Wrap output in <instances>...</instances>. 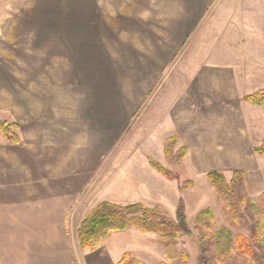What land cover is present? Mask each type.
<instances>
[{
	"label": "crops",
	"instance_id": "1",
	"mask_svg": "<svg viewBox=\"0 0 264 264\" xmlns=\"http://www.w3.org/2000/svg\"><path fill=\"white\" fill-rule=\"evenodd\" d=\"M18 35L24 37L23 46ZM196 38L205 41L202 46L218 47L216 52L206 49L199 67L196 51L185 62ZM18 54L25 55V68L31 71L199 68L171 114L172 136L198 172H243L250 198L264 191V156L253 153L264 141V105L244 101L264 90V0H0V118L9 122L17 107ZM53 141L46 149L31 143L25 147L33 163L41 160L39 165L47 166L42 172H0V264H117L126 252L101 250L110 236L90 251L80 244L75 248L68 238L17 232L49 229L38 224L39 215L49 222L52 214L66 227L75 196L53 167L64 151ZM7 148L12 146L0 136V159L11 163L14 157L1 155ZM34 149L41 150L39 156ZM2 230H10L7 238Z\"/></svg>",
	"mask_w": 264,
	"mask_h": 264
},
{
	"label": "rangeland",
	"instance_id": "2",
	"mask_svg": "<svg viewBox=\"0 0 264 264\" xmlns=\"http://www.w3.org/2000/svg\"><path fill=\"white\" fill-rule=\"evenodd\" d=\"M202 42L205 41L200 38L193 40L185 62L196 51V66L199 67L205 62L203 53L207 54L206 49L211 52L218 49L213 45L202 46ZM17 43L23 46L24 37L18 35ZM24 58L25 55L18 54L15 87L17 107L15 118H12L16 122L0 118V121L18 126L16 134L20 144L1 153L3 158L14 157L15 160L9 163L0 159V172L17 175L42 172V168L47 169V166L41 167V160L33 163L25 147L31 143L46 149L55 140L59 147H64V151L63 157L55 160L57 164L53 167L64 175L65 189L72 191L75 198L67 215L66 227L61 223L62 220L54 219L52 214H49V222L44 221L46 215H42L43 220H40L42 216L39 215L36 217L38 224L42 221L41 225L46 223L49 229L17 230L18 233L32 238H68L78 249L79 224L100 203L108 202L120 207L137 203L148 207L161 206L168 216L174 218L181 199L190 234L179 236L176 250L186 252L189 258L186 264H197L198 240L202 231L195 227L194 219L206 208H210L214 215L213 231L225 227L232 233L233 242L237 236L251 238L243 222L231 225L225 221L226 202L217 200L206 173L198 172L185 158L176 166H168L161 149L163 142L174 135L171 114L178 110L186 91L198 78L201 72L199 68L31 71L25 68ZM11 94H14L13 87ZM179 146L177 142L173 153H176ZM40 153L41 150L34 149L33 154L39 156ZM148 157L160 163L176 178L167 179L152 169ZM261 168L264 174V165ZM230 174L224 175L227 180ZM183 186L184 190L180 192L179 188ZM263 193L250 198L262 212ZM236 214L239 219V214L249 218V211H245L243 206L236 209ZM2 232V237L7 238L10 230ZM254 248L264 255L258 246ZM101 250L126 252L144 264L177 262V259H170L158 245L156 235L132 229L110 235V240L103 241ZM83 259L90 261L89 258Z\"/></svg>",
	"mask_w": 264,
	"mask_h": 264
},
{
	"label": "trees",
	"instance_id": "3",
	"mask_svg": "<svg viewBox=\"0 0 264 264\" xmlns=\"http://www.w3.org/2000/svg\"><path fill=\"white\" fill-rule=\"evenodd\" d=\"M252 105H264V90L258 91L244 98ZM18 126L0 121V136L10 146L20 144L16 134ZM178 142L177 136L169 137L163 148L165 161L168 166L178 165L186 156V149L179 148L176 153L173 149ZM253 153L264 156V141L253 149ZM149 166L167 179L172 176L160 163L147 158ZM176 178V177H174ZM207 179L214 189L217 200L225 201L224 218L228 224L239 225L243 222L246 230L251 233V238L237 236L231 240L232 233L225 227L213 231L215 224L214 215L210 208L200 211L194 219L195 227L201 229L199 253L197 264H264V255H261L254 246L264 252V212L254 205L248 196L243 172H233L230 179L219 172H210ZM189 184V183H188ZM184 186L179 188L182 192ZM264 200V193L262 199ZM243 206L249 211V218L236 214V209ZM136 230L144 234L156 235L158 245L165 250L170 259H177L176 264H186L188 255L184 250H176L180 235H189V228L185 217L184 203L180 199L175 209V216L171 218L161 206L148 207L143 204H128L123 207L103 202L93 208L82 220L77 230L80 247L84 250L94 251L101 245L103 239L111 234L127 230ZM117 264H144L129 253H124ZM166 264V263H160Z\"/></svg>",
	"mask_w": 264,
	"mask_h": 264
}]
</instances>
